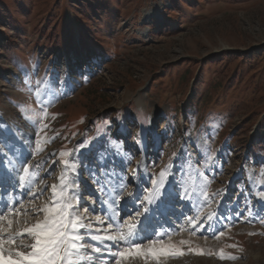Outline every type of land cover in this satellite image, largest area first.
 <instances>
[{
  "label": "rangeland",
  "instance_id": "rangeland-1",
  "mask_svg": "<svg viewBox=\"0 0 264 264\" xmlns=\"http://www.w3.org/2000/svg\"><path fill=\"white\" fill-rule=\"evenodd\" d=\"M0 154V193L20 209L2 235L43 220L53 185L92 234L115 235L135 222L128 195L163 172L185 199L157 231L183 254L159 264H264V0H0Z\"/></svg>",
  "mask_w": 264,
  "mask_h": 264
},
{
  "label": "snow or ice",
  "instance_id": "snow-or-ice-1",
  "mask_svg": "<svg viewBox=\"0 0 264 264\" xmlns=\"http://www.w3.org/2000/svg\"><path fill=\"white\" fill-rule=\"evenodd\" d=\"M148 133L149 128L142 125L138 144L141 147V151L147 147ZM83 147H89V145H83ZM82 148L77 149L78 154L82 151ZM104 151L107 152L108 149H104ZM106 163L107 158L105 157L104 164L101 166H106ZM2 164L3 160L0 159V165ZM5 170L8 171L7 168ZM23 171L27 174L29 169L24 167ZM8 177L12 182L11 188L14 193L26 194L27 183L19 188L16 187V185L20 184V181L26 179L25 176L17 179L13 169L8 171ZM61 179L63 180L64 177ZM151 184L153 187L142 197L141 193L144 192V187L139 184H137L136 193L129 194L127 197L130 212L134 213L133 219L135 222H125V225L120 227L117 234L104 236L92 234L91 225L84 223L85 217L76 210L78 198L75 196L69 197L67 190L64 189L60 193V199H56L57 186L53 185V200L51 204L36 209L37 213L43 212L45 214L43 220H38L26 228L23 233L14 235L6 231L3 236H0V264H95L96 258L94 256L89 255L87 260L83 258L84 254L88 253L99 254L100 258L106 255L116 259L117 264L127 259L135 260L139 258H143L147 262L149 257L159 264L163 257L182 255L183 253L170 240L168 243H164L162 237L168 235V233L158 232L157 228L163 227L159 223V217L164 215V210L172 207L174 201L185 199V196L181 195L178 182H173L171 179L167 183L165 182L163 172L160 173L159 180L151 179ZM120 190L122 189H117V191ZM31 194L34 195L35 193ZM91 203L93 211H95L94 205L96 201ZM102 203L119 206L121 202L114 197L110 202L105 200ZM5 209L12 214L20 211L19 208L14 207L12 204H0V212H4ZM101 210L106 213L109 220H114V217L119 215L115 208H113L111 215H108L107 207ZM25 211L27 210L25 209ZM0 219H4V217L0 216ZM96 220L97 222H102L100 217H96ZM10 224L11 221H9ZM197 226H199V223H194L193 227ZM171 227H175V225H171ZM81 229L86 234H81ZM100 231L101 229L95 230L96 233ZM17 235H27L32 242L30 244H24L22 241L16 243ZM5 236L7 238H4ZM145 240L148 241L147 244L142 243ZM88 241L97 242L99 246L89 249L86 246ZM105 241L111 243L106 244ZM181 243L185 242L182 241ZM121 244L129 246L121 249L119 248ZM113 248L118 250L113 252L111 250ZM198 254H203V251L198 250ZM220 258H225L223 250H221ZM227 258L235 259L236 257L229 256Z\"/></svg>",
  "mask_w": 264,
  "mask_h": 264
},
{
  "label": "bare ground",
  "instance_id": "bare-ground-1",
  "mask_svg": "<svg viewBox=\"0 0 264 264\" xmlns=\"http://www.w3.org/2000/svg\"><path fill=\"white\" fill-rule=\"evenodd\" d=\"M150 15H152V13L151 12H148L147 13V16H150ZM16 160H18L17 162L18 163H20L21 162V158L19 157V156H17V158H16ZM140 166V165H139ZM164 180H166V177L164 176ZM167 181V180H166ZM165 181V182H166ZM167 183V182H166ZM1 196V195H0ZM261 197V196H260ZM0 200H1V197H0ZM259 201L260 202H263L264 203V196L263 197H261L260 199H259ZM1 202V201H0ZM0 204H12L14 207H15V204H16V201L15 200H11V201H6V202H1ZM8 210L7 209H5V211L4 212H7ZM4 212H0V216H1V214H3ZM120 226V225H119ZM82 230V229H81ZM163 232H165V231H163ZM0 236H3L2 234H0ZM166 236V235H165ZM165 236H163V237H165ZM155 238V237H154ZM90 241H88L87 243H89ZM108 242V241H107ZM95 243H97V242H95ZM98 245V244H97ZM122 246H124V247H128L129 245H124V244H121ZM120 246V245H119ZM93 247V246H92ZM113 252H114V250H113ZM98 255V254H97ZM83 258H85V257H83ZM85 260H87L86 258H85ZM113 260H116V259H113V258H110V257H108V256H104L103 258H100V257H98L96 260H95V264H112V262H113Z\"/></svg>",
  "mask_w": 264,
  "mask_h": 264
}]
</instances>
